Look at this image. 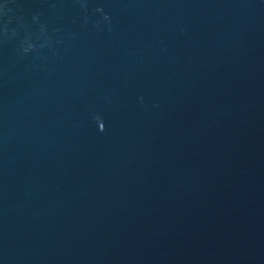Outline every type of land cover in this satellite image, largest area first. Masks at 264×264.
<instances>
[{"label": "water", "instance_id": "1", "mask_svg": "<svg viewBox=\"0 0 264 264\" xmlns=\"http://www.w3.org/2000/svg\"><path fill=\"white\" fill-rule=\"evenodd\" d=\"M0 264H264V0H0Z\"/></svg>", "mask_w": 264, "mask_h": 264}, {"label": "clouds", "instance_id": "2", "mask_svg": "<svg viewBox=\"0 0 264 264\" xmlns=\"http://www.w3.org/2000/svg\"><path fill=\"white\" fill-rule=\"evenodd\" d=\"M25 52L29 51V48L24 49Z\"/></svg>", "mask_w": 264, "mask_h": 264}]
</instances>
